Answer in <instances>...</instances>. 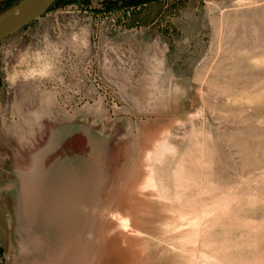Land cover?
<instances>
[{
	"label": "rangeland",
	"instance_id": "374dc122",
	"mask_svg": "<svg viewBox=\"0 0 264 264\" xmlns=\"http://www.w3.org/2000/svg\"><path fill=\"white\" fill-rule=\"evenodd\" d=\"M34 159L36 264H264V0H54L0 41V264Z\"/></svg>",
	"mask_w": 264,
	"mask_h": 264
},
{
	"label": "crops",
	"instance_id": "0c3cea01",
	"mask_svg": "<svg viewBox=\"0 0 264 264\" xmlns=\"http://www.w3.org/2000/svg\"><path fill=\"white\" fill-rule=\"evenodd\" d=\"M38 165L39 161H35L34 159L33 172H30V175L28 176L23 175L24 198L27 203L25 215L28 222L26 227L23 228L24 237L20 243V251H22L21 255L19 256L21 259L20 264H36V259L32 255L31 247L36 243L37 240L41 239V234L43 233L42 229L44 230L49 223H54V221H56V213L53 212L54 210L52 212L50 211V202L47 200L50 197H56V195L54 193L48 192V190H37L34 188V181L37 180V175L34 173V171L39 168ZM41 176L44 177L41 178ZM41 176L40 180L45 181L47 179L45 174ZM44 262L47 264L46 259Z\"/></svg>",
	"mask_w": 264,
	"mask_h": 264
},
{
	"label": "water",
	"instance_id": "95a60500",
	"mask_svg": "<svg viewBox=\"0 0 264 264\" xmlns=\"http://www.w3.org/2000/svg\"><path fill=\"white\" fill-rule=\"evenodd\" d=\"M53 1L54 0H29L22 13L6 27H1V24L6 13L13 8L2 13L0 15V41L42 17L48 11Z\"/></svg>",
	"mask_w": 264,
	"mask_h": 264
},
{
	"label": "bare ground",
	"instance_id": "6f19581e",
	"mask_svg": "<svg viewBox=\"0 0 264 264\" xmlns=\"http://www.w3.org/2000/svg\"><path fill=\"white\" fill-rule=\"evenodd\" d=\"M28 2H29V0H24L23 2H21L20 4L15 6L12 10L7 12L3 22L1 24V27H6L11 21H13L17 16H19L22 13V11L24 10V8L26 7V5L28 4ZM54 259H51V260L47 259V263L54 264V262H53ZM38 264H44V263H43V261H40Z\"/></svg>",
	"mask_w": 264,
	"mask_h": 264
},
{
	"label": "trees",
	"instance_id": "16d2710c",
	"mask_svg": "<svg viewBox=\"0 0 264 264\" xmlns=\"http://www.w3.org/2000/svg\"><path fill=\"white\" fill-rule=\"evenodd\" d=\"M57 1V0H56Z\"/></svg>",
	"mask_w": 264,
	"mask_h": 264
}]
</instances>
